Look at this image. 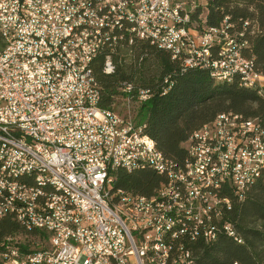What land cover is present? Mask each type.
Here are the masks:
<instances>
[{
  "label": "built area",
  "instance_id": "obj_1",
  "mask_svg": "<svg viewBox=\"0 0 264 264\" xmlns=\"http://www.w3.org/2000/svg\"><path fill=\"white\" fill-rule=\"evenodd\" d=\"M196 4L0 2V151L12 159V167L0 165V218L13 216L26 229L43 234L0 244L5 246L0 264H113L105 250L119 251L123 264H166L169 254H177L176 264H189L190 239L210 245L221 231L241 237L227 219L232 201L225 198L222 181L236 186L240 200L247 191L244 178L264 182L260 118L225 112L190 135L181 163L157 161L152 144H146V124L138 110L153 96L152 88L124 83L126 111L100 105L98 57L134 38L169 51L183 70L202 66L220 76L240 70V84L264 89V76L224 27L191 33ZM76 21H83L80 32H73ZM215 44L214 57H205V48ZM103 71H115L112 54L106 55ZM171 83L172 74L166 75L162 90L168 91ZM121 156H131L125 171L135 163L161 165L166 176H173V187L149 197L116 187L112 168ZM215 158H223L224 168H216ZM15 170L40 173L45 180L54 177V183L71 188L68 208L52 209V201L65 198L15 178ZM103 189L115 191L116 202L104 199ZM182 195H189V202H182ZM181 216H188V223H181ZM189 219H197V226H189ZM172 221H180V230L166 235ZM201 228H209V235H201Z\"/></svg>",
  "mask_w": 264,
  "mask_h": 264
},
{
  "label": "trees",
  "instance_id": "obj_2",
  "mask_svg": "<svg viewBox=\"0 0 264 264\" xmlns=\"http://www.w3.org/2000/svg\"><path fill=\"white\" fill-rule=\"evenodd\" d=\"M205 25L224 27L241 46L243 54L253 59L259 74L264 76V0H207ZM195 10V9H193ZM191 11V21L200 10ZM241 33H243L241 35ZM219 45L211 48V57ZM112 54L115 71H103L106 55ZM95 73L101 84V102L112 108L122 96V85L133 82L152 88L153 96L139 107V120L146 124V143L165 158L183 163L187 158L184 143L197 129L213 121L219 114L232 111L245 118H260L264 123V89L239 83L240 75L229 73L223 79L209 68L182 69L180 61L169 51L158 48L145 39L134 38L111 52L105 50L97 59ZM172 74L168 91L162 90L166 75ZM165 173L152 167L116 172V187L133 195L152 196L168 184ZM225 198L232 201L227 219L238 234L219 232L209 244L190 243L194 264H264V182H253L240 200L228 185H222ZM28 235V237H26ZM42 233L30 231L13 216L0 218V243L14 237L36 238ZM238 237V239H236ZM243 239V242H242ZM241 240V241H240ZM1 249V247H0Z\"/></svg>",
  "mask_w": 264,
  "mask_h": 264
},
{
  "label": "bare ground",
  "instance_id": "obj_3",
  "mask_svg": "<svg viewBox=\"0 0 264 264\" xmlns=\"http://www.w3.org/2000/svg\"><path fill=\"white\" fill-rule=\"evenodd\" d=\"M10 0H0V2H5ZM80 28H83V21H76V25H73V32H80ZM205 57H211V48H205ZM229 73H237L240 75L241 80L243 81V71L240 70H229ZM214 76L219 75L220 79H223L224 76H220L219 73H213ZM262 75V74H259ZM263 76V75H262ZM246 86L259 88V85H255L253 83H243ZM260 92L262 93V89L260 88ZM225 113L219 114L217 117L224 116ZM216 117V118H217ZM206 127V125L204 126ZM147 144V143H146ZM153 151L157 152V161H164V155L152 148ZM0 165L5 167H12V159L5 155L3 151H0ZM131 165V156H121V162L114 163V167L112 168V175L116 178V172L118 170H130ZM215 166L216 168H224V160L223 158H215ZM152 167L159 173H165L166 169H163L161 165H154L152 162H142L135 163L131 166V171L139 168ZM169 179L168 184L160 187L158 190H169L170 187H173V176H167ZM15 178L20 180H26L28 183H33L35 188H45L49 190L50 194L57 195L59 199L56 201H52V209H67L68 201L66 199H73V190L66 185H60L59 183H54V177H47V179H43L40 173H35L27 170H15ZM254 182L253 178H244L245 190H248L249 187ZM222 185H228L232 188L234 193L240 199V194L237 193L236 186L229 181H222ZM103 197L104 199H108L109 202H116V193L115 191H111V189H103ZM146 197V196H139ZM182 202H189V195H182ZM181 223H188V216H181ZM189 226H197V219H189ZM180 230V221H172V224L166 225V235H173ZM229 236L236 235L235 233L225 231ZM218 233L213 234V240L211 243L217 239ZM201 235H209V228H201ZM238 239V237H236ZM12 239H6L0 244H6L8 241ZM197 239H190V243ZM239 240V239H238ZM241 241V240H240ZM0 256H5V246H0ZM191 248V247H190ZM193 255V252H192ZM105 257L110 258V261L113 264H123L122 254L117 250H105ZM177 254H169L167 255L166 264H176ZM194 255L193 260L189 262V264H194Z\"/></svg>",
  "mask_w": 264,
  "mask_h": 264
},
{
  "label": "rangeland",
  "instance_id": "obj_4",
  "mask_svg": "<svg viewBox=\"0 0 264 264\" xmlns=\"http://www.w3.org/2000/svg\"><path fill=\"white\" fill-rule=\"evenodd\" d=\"M197 4L196 7L194 8L193 12L200 10L201 12L199 13L198 19L192 20L191 24L189 25L191 33L194 35L201 34L205 30V21H206V15L208 12L206 3L207 0H196ZM260 88V86H259ZM263 90V89H262ZM114 108L119 111H126L128 109V106L126 103L123 102L122 96L119 97L114 105Z\"/></svg>",
  "mask_w": 264,
  "mask_h": 264
}]
</instances>
